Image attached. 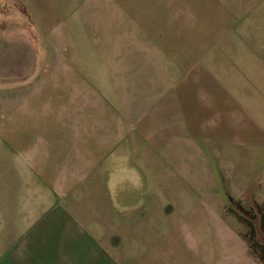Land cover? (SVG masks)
I'll use <instances>...</instances> for the list:
<instances>
[{
	"label": "crops",
	"instance_id": "crops-1",
	"mask_svg": "<svg viewBox=\"0 0 264 264\" xmlns=\"http://www.w3.org/2000/svg\"><path fill=\"white\" fill-rule=\"evenodd\" d=\"M244 6H264V0H244ZM26 30L0 26V264L104 261L111 235L119 245L123 236H135L148 264H232V258H167L152 231L167 227L171 207L160 215L149 203L150 190L153 183L181 184L176 174L185 152L201 150L192 138L213 135L216 143L218 117H244V194L253 181L249 170L264 169V14L244 15V96H224L219 107L207 63L196 69L200 86L192 99L166 86L140 100L58 97L55 78L45 82L37 75L41 50L30 46L35 33ZM154 119L160 120L155 146ZM226 125L219 135L231 134ZM122 167L130 173L122 175ZM260 182L264 197V178ZM163 195L175 205L185 197Z\"/></svg>",
	"mask_w": 264,
	"mask_h": 264
},
{
	"label": "rangeland",
	"instance_id": "rangeland-1",
	"mask_svg": "<svg viewBox=\"0 0 264 264\" xmlns=\"http://www.w3.org/2000/svg\"><path fill=\"white\" fill-rule=\"evenodd\" d=\"M258 14H264V6H244V0H0L2 28L35 33L27 41L41 50L39 79L55 78L58 97L89 95L90 101L98 94L140 100L160 94L164 86L192 99L200 86L196 69L204 63L214 68L218 107L225 105L224 96H244V15ZM216 121V143L213 135L192 138L201 150L185 152L182 173L176 174L179 186L152 184L150 205L160 215L171 207L167 227L154 228L152 235L167 258L264 264V169L249 170L253 181L244 194V117ZM152 122L155 146L160 120ZM226 124L232 125L231 134L219 135ZM152 170L160 173L159 166ZM128 172L121 168L122 175ZM164 192L185 197L175 205L165 202ZM117 243L111 235L104 261L90 258V264H148L146 247L135 236ZM157 246L154 256L160 254Z\"/></svg>",
	"mask_w": 264,
	"mask_h": 264
}]
</instances>
